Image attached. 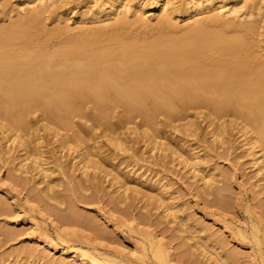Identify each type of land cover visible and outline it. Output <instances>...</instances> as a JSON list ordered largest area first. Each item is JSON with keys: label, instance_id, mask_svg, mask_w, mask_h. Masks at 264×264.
<instances>
[{"label": "bare ground", "instance_id": "1", "mask_svg": "<svg viewBox=\"0 0 264 264\" xmlns=\"http://www.w3.org/2000/svg\"><path fill=\"white\" fill-rule=\"evenodd\" d=\"M11 1L3 0L4 7L10 6ZM71 1L17 0L19 11L24 14L10 24L0 26V130L7 142L12 141L25 152L21 162H25L23 168L32 161L36 170L38 168L42 176L48 178L49 170L45 168L41 152L32 159L31 144L41 136L31 126L29 117L40 110L47 120L43 127L54 134L61 148L75 152L74 160H79V165L83 164L80 168L83 174L88 170L106 171L104 163L112 160L102 147L95 141L94 153L99 154L100 159L92 157L87 149L86 138L92 137L90 129L82 128L86 136L81 133L69 137L62 133L63 130L75 131L74 118H89L85 108L91 103L100 110V117L106 123V136L124 150L127 145L123 137L115 138L120 126L106 122L111 119L110 112L118 108L129 113L130 120L133 116H144L147 124H153L158 114H166L175 129H184L195 136L200 128L197 119L202 118L207 120L211 134L218 142L224 141L230 130H236L247 156L258 166L259 181L264 183V56L254 59L256 44L252 41L254 35L264 38V31H259L260 26L256 25L259 23L245 24L234 20H239L246 13L252 15L258 11L261 14L264 0H190L181 6L173 0H104L91 16L84 18L81 15L79 18L83 24L90 22L98 26H78V34L72 38L68 36L67 41L59 43L52 52L31 53L30 49L35 47L33 44L48 43L54 36L60 37L74 30L70 26L48 30L43 23L52 8H62ZM153 11H158L154 15L157 18L154 25L160 29L152 39L126 35L125 29L133 25L151 27L153 16L149 13ZM173 19L189 21L183 33L179 27L182 34H178V26ZM143 134L154 148L171 151L172 156L178 154L185 164L194 165L193 168L199 166L198 157L192 155L188 146L180 145L181 141L176 138L173 137L175 142L169 147L168 142L160 141L164 137L162 134L155 136L148 131ZM115 170L106 171V175H112V181L116 180L121 185L119 188L125 189L129 175L123 170ZM89 178L77 184L74 182L76 185L70 193L76 192V188L88 190L95 187ZM208 178L202 176L203 185L209 189L208 193H214L210 192L212 184ZM137 182L153 185L140 179ZM137 187L132 191L142 194V188ZM261 187L259 191L264 189V185ZM51 190L49 184L47 192ZM128 197L123 195L114 203L119 205ZM147 197L155 203L169 202L170 198L162 191ZM73 209L70 214L58 216L63 223H80L81 215L75 211L76 208ZM174 209L171 204L166 212L176 219ZM91 222L87 224L90 223L92 229L98 226ZM260 225L255 223L251 232L256 243L264 245V228ZM138 229L132 228L133 231ZM189 235L187 238L192 237L191 240L199 239L195 234ZM145 238L144 250H150L161 264H171V247L150 232ZM199 241L195 243L197 249L203 248L215 264H228V259L220 252L208 250L204 241L203 244ZM45 243L58 248L47 240ZM190 250L185 252L186 257L193 256ZM62 255L79 260L92 259L81 249H63ZM31 256L27 253L25 257Z\"/></svg>", "mask_w": 264, "mask_h": 264}, {"label": "rangeland", "instance_id": "2", "mask_svg": "<svg viewBox=\"0 0 264 264\" xmlns=\"http://www.w3.org/2000/svg\"><path fill=\"white\" fill-rule=\"evenodd\" d=\"M95 1L72 0L62 8H52L45 15L44 26L48 27V30L69 26L74 30L60 37L54 36V39H50L52 42L49 40L47 44L35 43L32 46L35 47L31 48L33 51L30 49V52H52L59 43L77 35L78 26H98L90 22L83 24L82 20H79L82 16H91L104 2ZM173 1L181 6L190 0ZM2 2L0 26L10 24L12 20H17L24 14L19 11L17 0H12L10 6L5 7ZM157 14L158 11L149 13L153 16L151 27L133 25L124 32L129 37L152 39L160 29L155 26L157 18L154 15ZM234 20L245 24L259 23L256 24L260 26L259 31H264V10L261 14L258 11L252 15L246 13L239 20ZM173 21L176 22L178 31L181 28L182 33L189 22L183 19ZM223 28L228 27L225 25ZM182 33L179 31L178 34ZM263 39L261 35L252 37L256 44L255 60L264 56ZM85 110L89 118H74L75 131L63 130L62 133L69 137L81 133L86 136L82 128L90 129L92 137L86 138V142L92 157L100 159L99 154L94 153L96 141L112 160L111 163H104L106 171L116 169L117 172L120 169L127 172L129 179L125 180L128 182L126 188L131 187V190L119 188L121 185H118L116 180L112 181V175L107 176L106 171L88 170L84 175L80 170L83 164L79 165V160H74L75 152L69 148H61L54 134L43 127L47 120L43 118L44 114L40 110L29 117L31 126L37 129V134L41 136L40 140L31 144L32 159L36 157L37 152H41L45 168L49 170L48 178H44L38 168L36 170L32 161L23 168L22 164L25 162H21L25 152L12 141L7 142L0 130V264H161L150 250L145 251L143 248L147 243V232L171 247V264H215L204 253L203 248L197 249L195 243L199 239L204 241L208 250H216L227 258L228 264H264V245L257 244L251 232L255 223L264 228V189L259 191V187H263L264 183L259 181L261 177L258 174V166L247 156L246 148L242 147V139L236 130H230L224 141H220L223 143H220L212 136V129L207 120L202 118L197 119L200 128L195 136L184 129H175L166 114H158L153 124H147L144 116H133L130 120L129 113L118 108L110 112L111 119L106 122L110 121L115 127L120 126L115 138L120 135L123 137L127 145L124 150L118 148L115 142L106 136V123L100 117V110L91 103ZM110 122L108 124H111ZM143 131L155 136L162 134L164 137L162 140L159 138L160 141L168 142L169 145H166L169 147L174 144V138L181 141L180 145L188 146L192 155L198 157L199 168H193L194 165L190 163L185 164L178 154L172 156L171 151L154 148L144 137ZM39 142H42V146H39ZM17 157L20 158L16 159ZM27 166L30 169H26ZM66 167L69 169L68 173ZM199 169L201 171H195ZM115 171L111 173L114 174ZM68 174L74 177L71 179ZM202 176L210 177L209 184L212 186L209 188L210 192L214 193H208L209 189L204 187ZM88 177L95 187L88 190L76 188V192L70 193L72 187L80 180L86 181ZM139 179L153 185L137 184ZM49 184L53 189L50 193L47 192ZM137 186L142 188V194L137 195L132 191ZM159 191L170 197L169 202L155 203L151 199L149 201L147 196ZM255 192H259L257 196ZM217 194L221 195V199ZM123 195L129 196V199L119 205L114 203L115 199ZM171 204L175 208L176 219L166 212ZM73 208L81 215L78 216L82 222L73 225L63 223L58 216L70 214L69 211ZM89 218L94 226L98 225L94 229L90 223L87 224L91 222ZM133 227L139 229L133 231ZM192 234L199 239L195 241L191 240L192 237L187 238L188 235L193 236ZM261 234L263 235L260 232ZM45 240L58 248L47 245ZM203 241H199L200 244H203ZM63 249L84 250L93 261L91 258L79 260L70 255H62ZM187 250L193 251V256L186 257ZM27 253L32 256L26 258ZM233 253L235 255H232Z\"/></svg>", "mask_w": 264, "mask_h": 264}]
</instances>
